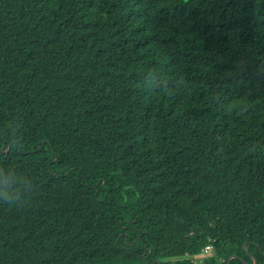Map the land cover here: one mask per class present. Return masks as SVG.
<instances>
[{
    "label": "trees",
    "instance_id": "obj_1",
    "mask_svg": "<svg viewBox=\"0 0 264 264\" xmlns=\"http://www.w3.org/2000/svg\"><path fill=\"white\" fill-rule=\"evenodd\" d=\"M4 193L0 264H264V0H0Z\"/></svg>",
    "mask_w": 264,
    "mask_h": 264
},
{
    "label": "clouds",
    "instance_id": "obj_2",
    "mask_svg": "<svg viewBox=\"0 0 264 264\" xmlns=\"http://www.w3.org/2000/svg\"><path fill=\"white\" fill-rule=\"evenodd\" d=\"M3 195L6 198L3 201H0V203H6L9 205H16L17 197L13 193H4Z\"/></svg>",
    "mask_w": 264,
    "mask_h": 264
},
{
    "label": "water",
    "instance_id": "obj_3",
    "mask_svg": "<svg viewBox=\"0 0 264 264\" xmlns=\"http://www.w3.org/2000/svg\"><path fill=\"white\" fill-rule=\"evenodd\" d=\"M233 258H237V256H233L232 258H230L229 261H228L229 264L231 263V259H233ZM253 264H256V262H254Z\"/></svg>",
    "mask_w": 264,
    "mask_h": 264
},
{
    "label": "rangeland",
    "instance_id": "obj_4",
    "mask_svg": "<svg viewBox=\"0 0 264 264\" xmlns=\"http://www.w3.org/2000/svg\"><path fill=\"white\" fill-rule=\"evenodd\" d=\"M200 258V257H197V259ZM202 258V257H201Z\"/></svg>",
    "mask_w": 264,
    "mask_h": 264
}]
</instances>
